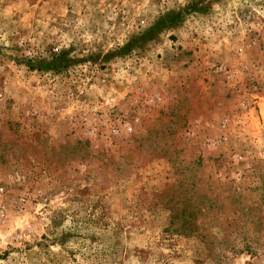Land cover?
Here are the masks:
<instances>
[{
    "label": "rangeland",
    "instance_id": "374dc122",
    "mask_svg": "<svg viewBox=\"0 0 264 264\" xmlns=\"http://www.w3.org/2000/svg\"><path fill=\"white\" fill-rule=\"evenodd\" d=\"M0 264H264V0H0Z\"/></svg>",
    "mask_w": 264,
    "mask_h": 264
}]
</instances>
